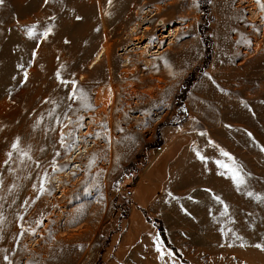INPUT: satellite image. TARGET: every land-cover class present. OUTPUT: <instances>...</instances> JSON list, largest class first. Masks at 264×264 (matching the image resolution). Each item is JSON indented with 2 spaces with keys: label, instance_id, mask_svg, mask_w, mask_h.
I'll return each mask as SVG.
<instances>
[{
  "label": "rangeland",
  "instance_id": "obj_1",
  "mask_svg": "<svg viewBox=\"0 0 264 264\" xmlns=\"http://www.w3.org/2000/svg\"><path fill=\"white\" fill-rule=\"evenodd\" d=\"M261 2L210 1L212 53L189 115L159 126L205 57L199 0H4L0 264H47L64 247L81 249L72 264H264ZM167 125L180 126V144L124 182L120 219L113 186L137 156L166 149Z\"/></svg>",
  "mask_w": 264,
  "mask_h": 264
},
{
  "label": "trees",
  "instance_id": "obj_2",
  "mask_svg": "<svg viewBox=\"0 0 264 264\" xmlns=\"http://www.w3.org/2000/svg\"><path fill=\"white\" fill-rule=\"evenodd\" d=\"M210 1L211 0H199L200 7L203 10V17H204L203 18L204 22L200 24L199 30H200L202 39L205 43V46H206L205 57L202 61V64L199 66H196L189 73L184 83L181 85L179 91L177 92L175 96V104H176L175 114L176 115L175 116L171 115L164 122H162V124H160L159 126H162L163 124H178L183 119L187 118L189 115V113L187 112L188 110L185 107L186 106L185 104L186 96L188 94L190 87L198 80L200 75L204 72L205 67L208 64L210 57H211V53H212V38L209 32V30L211 29V22H212V15L210 11ZM158 139H159V143L161 144L163 142L162 138L160 139L159 137ZM152 146L153 145H147L145 149L148 150ZM148 157L149 155L147 153L137 156V158H135L129 165H127L124 168L122 174L120 175L117 182L113 186V192L116 193L114 204H115L117 212L120 213V219H127L129 217L130 207L124 203L125 202L124 199L123 201L120 199V198H123L124 196L119 197V193L122 190V187L124 186L125 184L124 182L126 180L133 181L135 176L140 173L143 166H145L148 163ZM141 209H142L143 215L145 216L146 220L149 223L155 222V224L156 223L158 224L159 231H160L159 235L161 239L164 240L166 248H168L169 251L175 254L177 257L182 258L180 251L175 246H173V244H171L169 239L167 238L166 231L164 230L162 226L161 219L152 218L146 209L144 208H141Z\"/></svg>",
  "mask_w": 264,
  "mask_h": 264
},
{
  "label": "bare ground",
  "instance_id": "obj_3",
  "mask_svg": "<svg viewBox=\"0 0 264 264\" xmlns=\"http://www.w3.org/2000/svg\"><path fill=\"white\" fill-rule=\"evenodd\" d=\"M239 25V24H238ZM242 26V25H241ZM241 30L243 29V26L240 28ZM244 33V32H243ZM244 37V36H243ZM245 38V37H244ZM225 45V51H226V55H224L225 59L223 58L221 60V63L223 64H229L230 63L232 64L233 61H234V58L233 56H235L233 53L230 54V51L231 49L229 48V43L228 42H225L224 43ZM230 49V50H229ZM103 54V51H101L98 56L95 58V60L93 61L92 65H94L95 63H97L101 56ZM227 56H229L228 58H226ZM229 62V63H225V62ZM157 65V64H156ZM231 66V65H230ZM227 67V66H226ZM220 78V76H219ZM81 153V152H80ZM72 158H68L67 159V162H75V159L77 158V155H71ZM111 164V163H110ZM72 165V164H71ZM115 165V164H114ZM74 170H76V167L74 168ZM68 173V172H67ZM63 179V178H62ZM39 218V214H36L34 216V220L38 219ZM73 248V247H72ZM67 248V247H64V248H55V249H52L51 251L49 250L48 253L51 254V256H46V262L47 264H72V254L73 255H78L81 251L80 248L76 247V248ZM78 257V256H77ZM75 259V258H74Z\"/></svg>",
  "mask_w": 264,
  "mask_h": 264
},
{
  "label": "crops",
  "instance_id": "obj_4",
  "mask_svg": "<svg viewBox=\"0 0 264 264\" xmlns=\"http://www.w3.org/2000/svg\"><path fill=\"white\" fill-rule=\"evenodd\" d=\"M179 128H180L179 125H169V126L167 125V126H164L162 128V130H161V136H162V140H163L162 144H163V146L166 147V149L164 151L158 152V151L155 150V147L151 148V150H149V152H148L149 153V161H150L149 162V166L154 165L156 160H161V161H165L166 162L167 158L170 156V153H171L168 148H170V147L175 148V146L180 144V139L176 138L174 136L175 131H177V132L180 131ZM171 134L173 136H171ZM167 146H169V147H167ZM166 150H168V151H166ZM166 152H169V154L167 156L165 155ZM167 164H168V161H167ZM140 173L137 176L138 178L139 177H144V174L146 173V170H141ZM133 193H134V188H133Z\"/></svg>",
  "mask_w": 264,
  "mask_h": 264
},
{
  "label": "snow or ice",
  "instance_id": "obj_5",
  "mask_svg": "<svg viewBox=\"0 0 264 264\" xmlns=\"http://www.w3.org/2000/svg\"><path fill=\"white\" fill-rule=\"evenodd\" d=\"M3 3H4V0H0V5H2ZM260 6H261V9L264 10V2H261ZM14 147H15V145H14ZM223 155L228 156L229 154L224 152ZM201 159H203V157H201ZM217 163H219L220 166L223 168H228L229 172L233 175V178L235 179V181L238 185L243 184L245 182L244 178L239 174V171L236 168L229 167L228 165H226L220 161H217Z\"/></svg>",
  "mask_w": 264,
  "mask_h": 264
},
{
  "label": "built area",
  "instance_id": "obj_6",
  "mask_svg": "<svg viewBox=\"0 0 264 264\" xmlns=\"http://www.w3.org/2000/svg\"><path fill=\"white\" fill-rule=\"evenodd\" d=\"M159 148H161V147H159ZM126 193L128 195H132L133 194V187L132 186H127Z\"/></svg>",
  "mask_w": 264,
  "mask_h": 264
}]
</instances>
